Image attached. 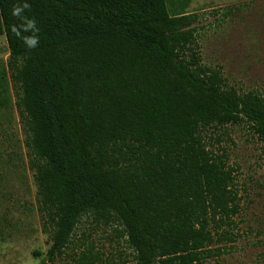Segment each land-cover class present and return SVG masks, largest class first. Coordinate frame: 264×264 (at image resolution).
Instances as JSON below:
<instances>
[{
  "label": "trees",
  "instance_id": "obj_1",
  "mask_svg": "<svg viewBox=\"0 0 264 264\" xmlns=\"http://www.w3.org/2000/svg\"><path fill=\"white\" fill-rule=\"evenodd\" d=\"M22 2L0 0V105L10 81L51 227L40 264H57L85 216L123 229L134 255L123 264H199L220 251L210 246L231 234L241 196L236 168L204 134L247 124L264 142V92L203 63L190 0H28L31 49L11 30Z\"/></svg>",
  "mask_w": 264,
  "mask_h": 264
},
{
  "label": "rangeland",
  "instance_id": "obj_2",
  "mask_svg": "<svg viewBox=\"0 0 264 264\" xmlns=\"http://www.w3.org/2000/svg\"><path fill=\"white\" fill-rule=\"evenodd\" d=\"M186 11L198 15L203 63L221 68L227 84L241 92H264V0H190ZM9 60L7 39L0 36V71ZM9 86L10 103L0 105V264H40L52 244L51 227L39 208L35 160L16 90L10 81ZM204 137L216 153L226 152L236 168L241 211L231 234L211 244L220 251L199 264H264V142L247 124L213 125ZM83 254L94 264L134 258L118 224L86 216L57 264H79Z\"/></svg>",
  "mask_w": 264,
  "mask_h": 264
},
{
  "label": "clouds",
  "instance_id": "obj_3",
  "mask_svg": "<svg viewBox=\"0 0 264 264\" xmlns=\"http://www.w3.org/2000/svg\"><path fill=\"white\" fill-rule=\"evenodd\" d=\"M30 7L28 0H23L21 4L14 5L11 10V16L18 18L21 21L19 26L12 25L11 30L14 35L23 40L27 49L35 48L39 43V28L37 27L36 20L22 15V13Z\"/></svg>",
  "mask_w": 264,
  "mask_h": 264
}]
</instances>
